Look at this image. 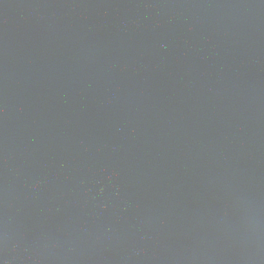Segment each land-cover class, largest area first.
I'll return each instance as SVG.
<instances>
[{"label": "water", "instance_id": "1", "mask_svg": "<svg viewBox=\"0 0 264 264\" xmlns=\"http://www.w3.org/2000/svg\"><path fill=\"white\" fill-rule=\"evenodd\" d=\"M0 264H264V0H0Z\"/></svg>", "mask_w": 264, "mask_h": 264}]
</instances>
